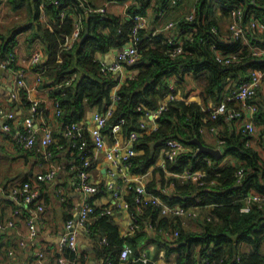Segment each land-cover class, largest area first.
Here are the masks:
<instances>
[{
	"label": "trees",
	"instance_id": "trees-1",
	"mask_svg": "<svg viewBox=\"0 0 264 264\" xmlns=\"http://www.w3.org/2000/svg\"><path fill=\"white\" fill-rule=\"evenodd\" d=\"M7 1L13 11L21 8L27 10L33 36L37 35L44 44L46 60L42 67L48 66V70L51 71L55 85L52 91L53 99H57L63 109L62 124L81 122L89 109L104 108L111 101L112 89L118 85L120 99L102 131L107 133L108 127L110 129L115 121L124 117L121 133L126 134L137 128L140 117L156 107L163 95L170 90L169 77L175 76L177 82H182L188 72L192 74L200 102L187 103L186 98L190 92L180 97L178 92L182 84L175 83L173 92L179 95V99L171 102L168 109L158 117L157 129L141 136L136 144L143 150L141 156L134 158L141 159L142 162L141 166L133 168L136 172L147 171L157 161L166 138H178L196 149V144L190 142V139L193 136L201 139L199 131L201 125L216 126L218 123H225L223 118H210V113L203 107L210 102H218L226 92L247 79L249 68H264V57L245 55L247 47L243 45L241 38L223 40L218 33L211 31V26L219 28V20L225 17L227 10L239 5L245 6L243 23H247L251 17L264 21V0H196L194 19L188 21L184 17L178 18L177 27L181 32L187 33L188 37L183 40V52L176 57L166 54L168 46L166 35L154 33L151 27L143 29L137 45L139 57L127 65L135 68L136 72L123 81L112 73H100L94 56L125 45L129 41L131 20L121 19L111 12L107 13L106 18L101 19L97 12L88 11L84 16L88 35L83 41H80V37L70 48L61 49L60 33H70L72 29L70 11L61 21L57 15L59 7L52 0ZM60 1L72 4L76 0ZM132 1L134 3L128 7L130 13L142 14L149 6L155 11L159 8L167 11L171 4V0ZM41 2L48 18L50 17L52 29L39 18ZM178 2L181 0L176 1ZM86 4L95 7L97 5L96 0H86ZM218 9L221 13H217ZM8 41L1 48L2 54L7 50ZM212 43L223 51H238L244 54V57L232 64L222 65L214 57ZM11 49L9 48L6 53ZM69 77L71 82L64 85ZM23 99L30 107L32 102ZM229 104L236 108L240 107V102L237 101ZM256 116L258 119H264V111L260 107ZM205 118L207 120L204 121ZM226 128L217 133L218 137L223 139L220 143L223 152L219 159L206 152L195 153L194 150H189L182 152L175 164L168 165L169 170L174 172L184 168L204 170L206 175L202 184L171 176L167 180L172 179L174 184L170 192L165 194L157 185V182H160L162 186L166 181L161 167L153 169V176L146 184L148 191L161 195L171 204L180 203L186 208L198 206L204 210L205 213L199 218L200 230L188 228L181 218L190 216L163 215L160 214L158 207L148 205L135 217L138 230L124 238L112 215L100 214L101 206L93 205L95 210L90 216L92 219L90 229L96 254L101 257L110 254L117 260L124 243H129L136 249L140 239L147 237L157 246L163 247L166 254L175 252L176 264H264V205H253L248 212H241L239 209L242 197L248 190L255 188L264 191V155L248 146L246 143L248 136L242 131L235 132ZM85 134L88 137L87 132ZM67 140L61 137L57 143L69 146ZM57 143L51 142L48 149H52L53 154L60 157ZM227 155L233 156L236 162L217 166L220 159ZM139 163L140 161L135 164ZM239 167L244 169V175L236 182L234 174ZM103 190L104 186L100 182L99 191L93 194L89 202L91 203ZM125 197L129 201L130 210H133V190L130 189ZM206 206L210 208L206 210ZM148 222L155 228L151 237L145 229ZM162 228H177L178 235L171 239L163 238L158 233ZM102 236L106 237L105 243L100 240ZM241 243H248L250 248L246 251L241 250L239 247ZM63 252L70 259L75 255L70 249H64ZM137 253L135 251L125 264H142V261L135 257Z\"/></svg>",
	"mask_w": 264,
	"mask_h": 264
},
{
	"label": "built area",
	"instance_id": "built-area-1",
	"mask_svg": "<svg viewBox=\"0 0 264 264\" xmlns=\"http://www.w3.org/2000/svg\"><path fill=\"white\" fill-rule=\"evenodd\" d=\"M177 0H171V4H175ZM52 2L59 7L57 15L62 21L67 15L68 11L72 16V29L70 33H60L61 49L70 48L73 43L78 40L83 34L85 23L84 16L91 12H97L101 19L107 17V4L99 6H89L86 4V0H76L72 4H66L60 0H52ZM108 3H112L113 6L121 8L120 12L115 13L121 19L131 20L132 24L130 26L129 41L121 46L110 50L107 53H98L94 56V61L98 62V70L102 74L112 73L121 81V73L128 64L135 62L139 57L138 52V42L140 40L141 31L146 28L150 19L147 14L142 13H130L128 7L134 3L132 0L120 1V0H108ZM254 2V1H252ZM245 6L239 5L227 10L226 18L228 20V38L238 39L241 38L244 31L243 15ZM156 16L161 19L164 10L159 8L155 11ZM195 17V6L189 11L185 16V19L192 21ZM39 18L45 23V25L51 28V22L46 20L44 4L41 2L39 4ZM178 21L168 20L163 26L165 29H171L172 32L166 35V42L168 46L166 47V54L170 57H176L178 54L183 52V40L188 37L187 33L181 32L177 27ZM248 27L252 32H263L264 34V21L251 17L249 19ZM211 31L218 33L221 37L217 27L211 26ZM155 32V31H153ZM211 48L214 53L216 61L222 65L232 64L241 60L244 54L238 51H223L218 48L215 43H212ZM245 55L261 56L264 57V45L253 44L247 48ZM60 59V57L58 56ZM44 52L41 49H36L32 52L30 56V63L34 64L37 69L42 68V63H44ZM0 68H11L13 69L14 77L16 79V84L18 87H23L25 85L24 76L26 74V68L21 63L18 62L16 52L14 49L8 51L5 55L0 54ZM36 73V81L39 82L42 79L40 71ZM264 76V68H253L250 71V75L247 79L243 80L239 86L228 92L216 103H209L203 107L204 110L210 113V118L218 119L223 118L226 120H232L235 118L242 117L243 113L240 110H236L229 105L232 101H240L243 108L248 113V120L243 123L242 131L245 135L252 134L256 129V124L254 120V114L257 110V105L251 100L252 96L257 90L262 77ZM71 82V77L65 80L64 85ZM176 84L175 81H168L169 91H167L163 97L159 100L156 107L150 109L139 119L138 127L131 129L127 133L126 139L123 141L121 137L122 125L125 122L124 117H120L115 121L109 129L112 136V142H106L105 133H103L102 128L105 126L108 118L113 114L120 95L117 92L118 85L112 89L111 101L105 105L103 110H93L92 112V123L90 127L81 122H67L62 124L61 132L69 140V149L75 153L78 158V164L76 165L75 172V184L80 190L87 192L97 191L99 184L94 182L91 178V160L95 154L100 152L103 153L105 159L108 162V167L106 168V173L108 176L107 190L110 191L112 196L111 205L116 209L130 210L129 201L122 194V185L117 182L118 176H121L127 185L128 189L133 190V210H130V226H128L129 231H133L136 225V215L141 214L143 209L152 205L160 209V213L164 215H177V216H190L193 217L196 214L197 206L183 207L180 203H169L161 195L155 194L152 191H148L145 187L146 174L135 172L133 170L134 166L142 165L141 159L135 160L134 158L139 155L141 148L136 146L139 138L144 134H149L150 132L157 129L158 117L162 112L168 109L169 104L175 100L179 99L178 94L174 93L173 90ZM14 95V94H12ZM29 109L31 114L26 115L21 122L15 124V114L13 111L1 110V129L10 133L15 134V138L18 142L26 148H32L38 145L47 157L51 156V150L48 146L53 142V129L46 120H42L38 127H35L33 114L37 111L38 100L31 101ZM54 114L55 116H61L63 109L60 106L57 99H53ZM207 120V118H206ZM264 126V119L261 123ZM22 128V129H21ZM214 130V127H211ZM40 132V136H38ZM85 132H87L88 137H86ZM219 142L222 143L223 139L219 138ZM186 144L178 139L169 137L164 140V146L160 152L157 161L151 165L152 168L161 166L167 172H171L173 176L179 178L180 180L190 179L193 182L202 184L204 182V176L206 172L202 169H192L184 168L179 172L170 171L166 168L167 165L172 166L175 164L179 158V155L185 149ZM57 147L66 152V146L61 143H57ZM197 147V146H196ZM135 161L139 164L135 165ZM207 161H210L207 159ZM61 169V165H51L45 170L37 173L34 179H27L11 187L8 191V196L13 202L23 204L28 206L29 215L27 218V232L23 239L20 240L21 244H24L25 240H33L38 234V228L42 227L44 221L42 220V212L44 210V204L41 198V189L39 188V182L52 179L57 172ZM236 182H239L243 175L244 169L239 167L235 171ZM144 178V179H143ZM131 182L133 184H131ZM199 199H196L198 201ZM253 205L262 206L264 205V191L252 188L248 190L242 197V205L240 206L241 212H248ZM154 207V208H155ZM109 208V207H108ZM95 207L84 201L78 208L77 212L67 218L64 222V230L60 235L57 242V249L62 251L66 248L72 251L76 250V236L77 230L75 229L77 225H86L91 214L94 213ZM110 212L108 209H100V214H107ZM210 217L208 216V219ZM13 225V220H6L0 222V229L5 230ZM169 231L164 230V234H169L172 237L178 235L177 228H169ZM101 242H106V237L102 236ZM132 246L125 243L119 251L117 260H115L110 254L104 256L103 264H125L132 252ZM11 255V251H8ZM142 264H152L150 259L146 255L140 257ZM29 264H44V251L36 250L33 259ZM55 264H65V258L63 255L57 257Z\"/></svg>",
	"mask_w": 264,
	"mask_h": 264
},
{
	"label": "crops",
	"instance_id": "crops-1",
	"mask_svg": "<svg viewBox=\"0 0 264 264\" xmlns=\"http://www.w3.org/2000/svg\"><path fill=\"white\" fill-rule=\"evenodd\" d=\"M107 1L96 0V6L107 4L108 12L114 14L120 12L121 8L116 9V7L113 6L112 3H108ZM195 1L196 0H181V2L170 4L168 10L164 11L162 18H167L165 20H177L176 18L181 12L179 10L181 9L180 6H182L184 10L188 9L190 11L192 7L195 6ZM5 11L14 13L15 20L18 19L21 15H25V18L18 21H11L12 19L6 20ZM217 13H221V10L218 9ZM145 14L149 16L150 25L152 23V26L149 25L147 27L153 28L152 31H155L154 33H163L164 35H168L172 32L171 29L164 28V26L162 25L164 18L159 19L156 16L155 10L152 6L146 8ZM45 16L46 20L50 21V17L48 18V14L46 12ZM225 19H227L226 16L222 17L219 20L218 24V30L221 35L220 39L223 40H225L226 36L228 35V27ZM29 21V16L25 8L13 11L11 10L7 0H2L0 2V54L3 56L6 54V51L9 48L14 49L18 58V62L26 68V74L24 76L25 85L21 88L16 84L13 69L0 68V109L13 111L15 114L14 123L17 124L21 122V120L26 115L32 113L28 107L29 103L25 102L23 98H25V100H28L29 102L38 100L39 105L37 107V111L33 114L35 127H38L42 120H46L54 131L53 142L57 143L61 139V137L67 140V138L61 132L63 119L61 117L62 115L55 116L54 114V96L52 94V91L55 88V85L53 83V77L50 74L51 71L48 70V66H44L39 70L34 64L30 63V56L32 52L36 49H41L43 51L42 48L44 44L39 39V37H37V35L33 36V28L29 26ZM248 23L249 21L247 23H244V31L243 35L241 36L243 45H245L247 48L253 44L264 45L263 32H252V30L248 27ZM1 36H7V38H1ZM7 39L10 40L8 41ZM7 41V50L2 54L1 48ZM44 58V60H46V54H44ZM38 70L42 75V79L39 82L36 81V73ZM250 71L251 68L248 69V72L246 74L248 75V77L250 75ZM135 72V68L126 66L120 75L121 81H123L127 76L134 74ZM171 80L175 81L176 84H182V87H179L178 92L180 97L183 94L190 92V95L186 98L187 103L195 101L200 102L197 98L198 90L195 88L194 78L190 72L186 74L185 79L182 82H177L175 76H171L168 78V81ZM238 86V84L235 85L231 90L236 89ZM228 92H226V94ZM251 101L257 105V110L254 114L253 120L255 121L256 129L252 134L248 135L246 143L248 144V146L253 147L262 155H264V126L261 124L263 119H258L256 116L259 107L264 111V76L262 77V80L260 81L256 92L252 96ZM228 106L242 111V117L232 120L224 119L225 123H218L216 126L201 125L199 127L201 135L200 140L208 146L220 147V157L222 156L223 150L219 142L217 133L220 130H226V127H228L229 130H233L235 132L242 131L243 123L248 120V113L243 108L241 102L239 108H236L230 104ZM95 109L101 111L103 110V108L94 107L93 109H89L86 112L83 122L87 127H90L92 123V112ZM205 120L206 118L204 119V121ZM211 127H214V130H212ZM243 134L245 135L244 132ZM38 136H40V132H38ZM105 136L107 143L112 142V136L109 132V127L107 133H105ZM126 137L127 133H121L120 138L123 141L126 139ZM65 146L66 152L60 150L58 154L60 155V157L55 156L52 149L51 156L47 157L44 151L39 148L38 145H35L32 148L23 147L15 138V134L13 132L6 133L0 127V222L10 219L13 220V225L11 227L6 228L5 230L0 229L1 263L29 264L34 257L36 250H42L44 251V264H55L57 257L60 255L64 256L65 264H103L104 257L96 254L93 247L94 241L91 237L92 229H90V227L92 226V219L90 218L88 219L86 225H77L75 228L77 230L76 250L73 251L75 252V255L72 259L68 258L64 254V250L59 251L57 249V242L64 230L65 220L75 214L84 201L90 203L89 199L95 192L99 191V187L95 192L83 191L76 187L75 172L76 165L78 164V158L76 157L72 149H69L68 145ZM189 150H194V152L196 151L195 147L193 148L192 145H186L183 152ZM141 153H143V150H140L139 155H141ZM235 162L236 159L233 156L227 155L220 159L217 166L223 165L225 163L233 164ZM135 163L137 162L135 161ZM57 164L61 165V169L57 172V174L50 180L39 182V188L41 189V198L44 204V210L42 212V220L44 221V224L42 227L38 228V234L33 240H25L24 244H21L20 240L25 237L27 232V218L30 211L28 206L13 202L12 199L8 196V191L11 187L18 185L24 180L34 179L37 173L45 170L47 167ZM107 164L108 162L102 152L95 154L91 160V178L98 184H100L101 182L104 186V190L99 196L94 197L90 204L101 206V210H109L110 208L109 214L112 215L114 221L118 224L122 237L126 238V236H130L135 233L138 230V226H136L133 231H129L128 226H130L131 221L130 210L116 209L111 205L112 196L110 191L107 190ZM135 167L136 166H134L133 168ZM155 168H152L150 166L147 171L139 172L146 174L145 187L148 180H150L153 176V169ZM161 168L164 172L166 181L162 186L160 185V182H157V185L163 193L168 194L174 184V181L172 179L168 181L167 179L173 175L171 172H167V170H165L163 167ZM166 168L169 169L168 165L166 166ZM117 182L122 185V194L126 196L130 190L127 187L129 183H125L121 176H118ZM131 184L133 183L131 182ZM205 208L206 210H208L210 206H206ZM199 209L200 208L197 206L196 214L191 218L181 217L183 222L186 221V219L184 218H187L193 224L200 223L199 218L205 213V211ZM145 229L147 230L146 232L150 234V237L154 234L153 232H155L153 230L155 228L150 225L149 222L146 224ZM164 230L169 231L162 228L158 233L163 236V238H173L169 234H164ZM194 230H200V226L198 228H195ZM241 244L239 245L241 250L246 251L250 248L248 243H244L246 244V247ZM132 249L133 250L130 256L135 253V251H137L138 253L135 257H138L139 260L142 255H146L150 259V262L152 264H176L175 252L166 254L163 247L157 246L147 237H145L144 239H140V244H138V247L134 249V247L132 246ZM8 251H11V255L7 253Z\"/></svg>",
	"mask_w": 264,
	"mask_h": 264
},
{
	"label": "rangeland",
	"instance_id": "rangeland-1",
	"mask_svg": "<svg viewBox=\"0 0 264 264\" xmlns=\"http://www.w3.org/2000/svg\"><path fill=\"white\" fill-rule=\"evenodd\" d=\"M189 7H190V5H189ZM180 8L181 9H179L181 12L179 13V15H178V17L176 18L177 20L176 21H178V18L179 17H184L185 18V16L189 13V10L188 9H183L182 8V6H180ZM5 17H6V20H9V19H12L11 21H18V20H23L24 18H25V15H21V16H19V18L18 19H16L15 20V15H14V13H10L9 11H5ZM19 14V13H18ZM24 16V17H23ZM10 17V18H9ZM174 17H176V16H174ZM164 18V17H163ZM162 18V19H163ZM165 19H167V18H164V21H163V23H162V25H164L168 20H165ZM170 20V19H169ZM226 21V24H228V20L227 19H225ZM149 25H150V23H149ZM148 25V26H149ZM244 26V25H243ZM227 32L229 33V31H228V29H227ZM43 52H44V54H46V51H45V47H44V45H43ZM184 219H186V221H184V223L186 224V226L188 227V228H190V229H195V228H198L200 225H199V223H196V224H193L191 221H189V219H187V218H184ZM241 245H243L244 247H246V244H244V243H242ZM248 245V244H247ZM250 246V245H249ZM263 247H264V244H263ZM8 254H9V252H7ZM10 255V254H9ZM0 264H3V263H1L0 262Z\"/></svg>",
	"mask_w": 264,
	"mask_h": 264
},
{
	"label": "water",
	"instance_id": "water-1",
	"mask_svg": "<svg viewBox=\"0 0 264 264\" xmlns=\"http://www.w3.org/2000/svg\"><path fill=\"white\" fill-rule=\"evenodd\" d=\"M88 35V27L84 28V32L80 38V41H83L85 39V37ZM190 142H193L196 144V151L195 153H200V152H206L209 153L212 157H214L215 159H218L221 155V149L220 147H212V146H208L206 144H204L200 138H198L197 136H193L190 139Z\"/></svg>",
	"mask_w": 264,
	"mask_h": 264
}]
</instances>
